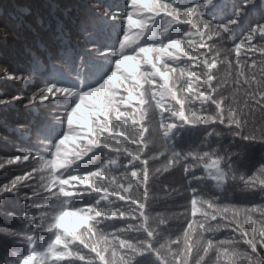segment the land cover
I'll return each mask as SVG.
<instances>
[{"label": "snow or ice", "instance_id": "snow-or-ice-1", "mask_svg": "<svg viewBox=\"0 0 264 264\" xmlns=\"http://www.w3.org/2000/svg\"><path fill=\"white\" fill-rule=\"evenodd\" d=\"M81 3L67 27L3 15L0 47L11 38L28 59L0 73L39 86L0 98V121L20 104L29 114L10 129L22 143L0 157V170L20 172L0 182V202L27 205L8 213L19 227H0V264H207L210 252L218 264H264V155L250 157L264 149V0ZM97 150L103 163L81 170ZM178 165L185 202L173 234L168 218L154 222L150 186ZM237 179L261 201L223 203ZM209 184L220 195L207 197Z\"/></svg>", "mask_w": 264, "mask_h": 264}, {"label": "trees", "instance_id": "trees-1", "mask_svg": "<svg viewBox=\"0 0 264 264\" xmlns=\"http://www.w3.org/2000/svg\"><path fill=\"white\" fill-rule=\"evenodd\" d=\"M106 3L113 5L123 4L124 0H105ZM83 5L81 0H0V27H3L4 20L3 15L10 14L12 17H18L23 24H32L35 27V21L37 19L42 20L44 23L55 24L56 21L62 20L65 26H69L70 22L78 17L82 12ZM250 18V17H249ZM246 18V19H249ZM9 23H15V20L9 19ZM13 41L11 38L8 40V45L0 47V65L8 67L13 70H22L27 66V55L23 51L22 47H12ZM46 62V57H43ZM192 71H199V69L192 66ZM224 68H220L216 78L223 74ZM179 75V72H177ZM39 86L37 81L35 84H31L27 87L23 83H14L8 81L2 73H0V98H7L14 95L28 96L32 91H35L36 87ZM229 86L227 81L221 82L222 88ZM227 95V92L224 93ZM3 113H0L2 116ZM259 113L257 117L259 118ZM29 118V114L24 111L23 104L14 106L8 109L6 119L0 121V157H6L14 152V146L22 143L19 139L18 134L10 131L11 128H15L17 123H24ZM4 137H7V142ZM230 137H225L222 140L224 146L229 143ZM199 143V140L196 141ZM187 147V146H185ZM212 148L217 147L215 138L211 145ZM202 151H211V148H203ZM233 151H235L233 149ZM261 155H264V149H261L258 145L252 149L250 153L251 160L253 162L259 161ZM105 157L103 152L97 150L96 153L92 154L86 161L80 162V169H92L98 167L103 163ZM163 161L153 163L151 168L154 170ZM255 164V167H258ZM255 167H251L247 170V175H252ZM234 168L239 169L236 173L237 177L245 173V168L242 165L234 164ZM20 174L18 169H10L9 171L0 170V182L3 181L5 176L11 178V175ZM200 174L199 172L197 173ZM183 176L182 166H176L175 169H170L169 173H158L152 178L151 196L153 198L152 215L155 218V223L159 222L161 217L156 216L160 213L162 217L168 218L169 229L168 231L176 234L177 230L180 229L183 221V216L180 215L184 211L182 205L184 200L180 197V192L183 191L181 185L184 183L181 177ZM175 190V191H174ZM24 191L23 189L21 190ZM207 197L220 195L213 187L209 184L203 189ZM223 203L241 204L243 200H254L259 203L261 201V194L258 191L247 190L244 184L237 179L236 181H230L226 186L222 194ZM27 205L19 197H10L8 200L0 202V227H13L17 228L20 226V221L15 220L13 217L8 216V213H14L17 217H23L26 211ZM35 211L32 215H35ZM27 222V221H25ZM121 226V225H118ZM106 231L112 229L106 228ZM175 238V235L172 236ZM218 239L227 238V234L217 236ZM10 239V238H9ZM4 240L3 234H0V242ZM231 251V250H230ZM226 259L237 260L239 257L229 255ZM207 264H218L217 255L215 252H210L206 257ZM194 264V262H193Z\"/></svg>", "mask_w": 264, "mask_h": 264}]
</instances>
